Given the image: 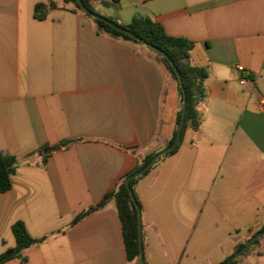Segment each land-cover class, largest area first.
Masks as SVG:
<instances>
[{
    "label": "crops",
    "instance_id": "1",
    "mask_svg": "<svg viewBox=\"0 0 264 264\" xmlns=\"http://www.w3.org/2000/svg\"><path fill=\"white\" fill-rule=\"evenodd\" d=\"M52 1L37 20L34 7L47 0H0V153L17 160L0 193V254L15 246L20 221L43 241L22 251L25 261L3 264H130L113 197L70 223L167 147L177 84L147 46L98 32L71 3ZM90 5L121 25L148 17L192 43L189 62L206 73L198 128L186 126L131 189L144 264L222 263L264 226V0ZM263 260L264 236L236 264Z\"/></svg>",
    "mask_w": 264,
    "mask_h": 264
},
{
    "label": "trees",
    "instance_id": "2",
    "mask_svg": "<svg viewBox=\"0 0 264 264\" xmlns=\"http://www.w3.org/2000/svg\"><path fill=\"white\" fill-rule=\"evenodd\" d=\"M64 2L71 3L73 5V10L83 13L77 6L76 0H64ZM82 2L90 11L96 13L90 5V0H82ZM113 2L117 3V0H113ZM54 7L55 4L53 3L52 0H47V4H43V3L36 4L34 7V18L37 20L44 19L46 16L47 9ZM91 19L96 24L98 32H103L113 38H121L123 40L133 42L135 44H141L135 39L116 31L114 28L110 27L109 25L101 21L95 20L93 18ZM106 19L112 21L109 18ZM112 22L124 29H127L136 36L140 37L147 44L160 49L171 59L177 71L179 72V75L181 77V84L183 89L185 90V95H186V109H185V117H184V125L182 129V133L186 126H189L192 130H197L199 123H198V113L196 110V106L204 96L202 82L206 76V73L204 69L194 67L189 62V52L192 48V43L183 38L172 37L167 35L161 24L152 21L148 17L133 16L131 21L127 25H121L114 21ZM148 49L157 55L159 60L162 62L166 70L171 75L172 79L176 82L180 96V104L182 106L181 87L178 84L173 69L171 68L170 64L167 62L166 58L163 55H161L160 53L154 51L149 47ZM180 115H181V107L176 116V128L178 126ZM174 135L175 132L173 133V136L168 142L167 146H169L173 142ZM66 143L67 142H65V144ZM175 149L168 152L167 154L172 153L173 151H175ZM52 150L53 148L48 147L46 145L39 149V151H43L45 154H48V152ZM153 155L154 153L144 156V158L131 172L127 173L121 178L119 184L114 190L104 195V197L96 206L90 207L85 211L81 212L70 223L71 225L76 224L89 212L100 208L107 201V199L113 197L116 202V206L118 210V216L121 224V231L123 235L127 262L130 264H139V250H138V242H137V232H138L137 212L134 204L132 203L124 187V180L126 179L127 176H129L133 172L143 167L146 163H148V161ZM159 159H161V157ZM16 165H17V160L13 156H5L0 153V193H3L10 188L11 186L10 176L14 172ZM147 171L145 173H147ZM137 178L130 180L129 182L130 187H132V184ZM262 229H264V226H262L257 231H260ZM11 230L15 239V246L0 254V264H3L11 259H20L21 261H25V257L22 256V251L26 248H29L32 245L38 244L43 241V238L33 239L32 237H30L23 223L20 221H16L15 223H13ZM258 241L259 239L254 241L252 245L242 255L247 253V251H249V249L253 245H255ZM244 244L245 243L239 244L236 250L241 249L244 246ZM237 259H235L231 264H236ZM227 260L228 257L220 264H226Z\"/></svg>",
    "mask_w": 264,
    "mask_h": 264
},
{
    "label": "water",
    "instance_id": "3",
    "mask_svg": "<svg viewBox=\"0 0 264 264\" xmlns=\"http://www.w3.org/2000/svg\"><path fill=\"white\" fill-rule=\"evenodd\" d=\"M76 4L79 7V9L87 16L101 21L107 25H109L110 27L114 28L116 31L129 36L133 39H135L136 41H138L139 43L153 49L154 51L160 53L161 55H163L167 62L170 64L171 68L173 69L176 79L178 81L179 86L181 87V92H182V106H181V115H180V119L178 122V126L176 128L175 131V135H174V139L173 142L159 150L158 152H156L148 161V163H146L143 167H141L140 169H138L137 171L133 172L132 174H130L129 176L126 177V179L124 180V187L132 201V203L135 206L136 212H137V227H138V232H137V242H138V250H139V264H144V259H143V249H142V240H141V214H140V209L139 206L137 204V201L134 197L133 191L129 185L130 180L137 178L139 176H141L142 174H144L154 163L157 159H159L161 156L167 154L168 152L172 151L173 149H175V147L177 146L180 137H181V133H182V129H183V125H184V117H185V109H186V95H185V90L182 87L181 84V77L179 75V72L177 71L176 67L174 66L173 62L171 61V59L164 53L162 52L160 49L147 44L143 39H141L140 37L136 36L135 34H133L132 32L128 31L127 29H124L120 26H118L117 24L113 23L112 21L90 11L82 2V0H76ZM264 236V229L257 231L256 233H254L253 235H251L248 240L245 242L244 246L239 249L236 250L235 252H233L229 257L228 260L226 262V264H231L235 259H237L239 256H241L251 245L254 241H256L257 239L261 238Z\"/></svg>",
    "mask_w": 264,
    "mask_h": 264
},
{
    "label": "built area",
    "instance_id": "4",
    "mask_svg": "<svg viewBox=\"0 0 264 264\" xmlns=\"http://www.w3.org/2000/svg\"><path fill=\"white\" fill-rule=\"evenodd\" d=\"M235 69H236V71H238V72L241 73V74H245V75H248V74H249V72H248L246 69H244L242 66H240V65L235 66ZM244 82H245V79H244L243 77H241V78L239 79V84H243ZM259 107H260L261 109L264 108V100H261V101H260V103H259Z\"/></svg>",
    "mask_w": 264,
    "mask_h": 264
},
{
    "label": "rangeland",
    "instance_id": "5",
    "mask_svg": "<svg viewBox=\"0 0 264 264\" xmlns=\"http://www.w3.org/2000/svg\"><path fill=\"white\" fill-rule=\"evenodd\" d=\"M263 264H264V260H263Z\"/></svg>",
    "mask_w": 264,
    "mask_h": 264
}]
</instances>
